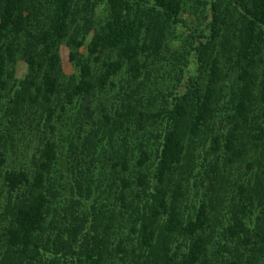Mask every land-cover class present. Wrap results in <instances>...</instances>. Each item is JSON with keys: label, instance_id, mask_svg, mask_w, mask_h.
Listing matches in <instances>:
<instances>
[{"label": "trees", "instance_id": "16d2710c", "mask_svg": "<svg viewBox=\"0 0 264 264\" xmlns=\"http://www.w3.org/2000/svg\"><path fill=\"white\" fill-rule=\"evenodd\" d=\"M27 1L0 0V120L4 121H0V264H264V0H229L242 17L237 37L226 44L240 88L233 112L221 132L212 138L218 158L211 169L223 177L229 174V184L238 194L234 209L227 210L231 219L220 229L218 239H214L216 228L212 224L217 217L207 210L208 205L214 208L212 194H208V201L201 200L184 214L181 184L175 179L184 167L179 123L188 117L189 136L198 137L210 117L208 96L199 94L195 82L189 95L166 98L161 91H146L150 88L146 81L151 79L146 61L151 54L158 53L161 44L158 33L145 41L139 30L145 18L150 21L153 16L187 29L178 18L175 0H152L144 20L137 19L139 23L132 19L131 12L145 8L140 0H105L107 19L94 31L86 61L77 60L75 52L82 39L77 40L69 31L73 0L31 1L33 13L44 17L42 22L35 23L33 17L26 18L21 13ZM217 4L218 0L209 1L211 20L206 29L211 37L220 24ZM63 42L71 49L69 58L78 68V79L61 97L55 52ZM205 50L203 45L198 50L201 62ZM106 52L113 60L98 72L94 65ZM16 55L28 70L25 79L17 83L9 71ZM124 67L131 71L130 89L141 95L137 104L122 95L126 108L123 101L121 109H114L119 127L114 122L104 134L103 126L96 121L98 110L86 106L87 126H79L77 145L68 142L72 160L64 161L58 146L41 130L46 141L38 156L32 155L31 163L25 165L7 164L6 152L22 150L26 144L14 136L13 130L21 110L29 111L30 118L35 113L33 108L48 104L43 114L49 121L56 113L55 100H92L109 78ZM14 83L17 88L12 93ZM161 98L163 104L150 111L148 103ZM2 99L6 100L5 105L1 104ZM246 101L254 114H244ZM18 112L17 117L12 115ZM130 116L153 125L145 135L151 136L155 147V187L149 190L132 171L114 181L115 193H110L113 201L108 204L107 192L94 185L93 170H99L95 159L105 149L104 139H111ZM150 148L148 142L143 143L140 156L134 161L133 157L123 161L121 167L127 171L131 161L133 169L141 170L152 159ZM24 154L21 152V157ZM234 198L232 195L231 203L228 201L230 206ZM110 211L115 213V220ZM251 215L257 224L250 236L245 219H251ZM233 239L237 244L231 247Z\"/></svg>", "mask_w": 264, "mask_h": 264}, {"label": "rangeland", "instance_id": "374dc122", "mask_svg": "<svg viewBox=\"0 0 264 264\" xmlns=\"http://www.w3.org/2000/svg\"><path fill=\"white\" fill-rule=\"evenodd\" d=\"M31 1L33 0H28L23 4L21 13L26 18L33 17L32 23L39 22L44 19L43 14L38 13L37 15L33 13L34 10L32 9ZM140 1L145 5V8L138 11L132 10L131 12L132 19L136 23L139 17L144 20V15L147 16V12L150 11L153 3L152 0ZM209 1L175 0L176 5L178 4L179 6L178 18L184 21L188 28L185 29L180 24H173L160 16H157V18L156 16H148L149 18L151 17V20L147 21L145 18V22L142 23L143 27L139 30V36L145 41L151 40L152 37L156 36V33L160 36V41L158 42L161 44V48H159L157 54H151L150 59L146 61L147 69L150 71L149 75L151 77V79L146 81V84L150 86V88H146V91H149V89H153L155 92L161 91L165 94L166 98L176 94L186 93L189 95L190 89H192L191 84L195 82L199 94L208 96V114H210V117L198 137L192 139L189 136L187 128L188 117H183L179 123L178 133L180 134L181 143L184 146V157L181 163L184 167L182 170L183 173H177L176 178L175 176L174 178L181 184L180 192L183 194L182 200L185 205L184 214L189 213L186 210L192 208L195 204L198 205L201 200L208 201L210 198L208 194H212L213 197L211 199L214 208H210L208 205L207 210L212 215H215L214 217H217L212 224L216 228L214 239H218L220 229L231 219V215L229 212L227 213V210L234 209L238 191L229 184V180L227 179L229 174L225 178L219 174L217 175L211 169L214 160L218 158L215 157L216 146H214L212 138H215L225 126V120L233 112L232 110L239 97L237 88L240 87L236 85V68H233L235 65H233V62L229 58L226 44L231 43L234 37H237L242 17L236 10L237 7L233 6L229 0H218L216 12L219 16L220 24L218 25L217 33L211 37L209 31L206 29V25L211 20ZM107 14L105 0H73L68 17L70 22L69 31L72 35L76 36L77 40L82 39L80 46L75 50L77 60H87V46L90 39L94 31L100 29L104 24L107 19ZM33 19L35 20L33 21ZM145 28H151L153 31L147 32ZM199 33L203 38H200L201 36L198 37ZM202 45L206 47V53L201 62L197 54ZM70 52L71 49L67 46L66 42L60 43L55 52L58 55V81L63 90L61 97L64 96V90L78 79V68L74 62L70 61ZM99 59L100 61L94 65V69L98 67V72L103 69L105 63L112 61L113 57L106 52L101 54ZM125 68L121 69V72L118 71L116 76H111L105 88L97 91L92 100L89 98L90 100L84 102L80 97H75L68 103L67 100L63 101L65 99L64 97L61 101L54 99L56 113L51 116L49 121L44 118L43 114L47 110L48 104H41L40 107L33 108L32 112L35 113H32L30 118L27 116L29 111L25 110L24 112V110H21L19 118L17 119L18 122L16 123L18 125L13 130L14 136L21 139V141L23 140V143L26 144L22 150L19 148L13 152H6L5 158L7 164L10 167H16L20 162L24 165L27 162L31 163L32 155L35 154L38 156L39 149H41L42 144L46 141L40 135L41 130H45L46 138L58 146L57 151L60 152L59 156L64 161L67 159L72 160V154L68 150V142L72 141L75 145L78 144L79 140L76 136L79 126L86 127V123H88L84 122L86 117L84 107L86 106L98 110L96 113V116H98L96 121H98V124L101 123V127L103 126L104 134L108 133V128L111 127L112 123L117 121L115 111L121 109L123 101L125 102V100H121L122 95L125 94L124 96L128 97L133 104L140 103L138 100L141 93L130 89L129 74L131 71ZM9 71L17 83L25 79L28 70L27 65L16 55V62L9 67ZM254 72L257 73V71ZM155 87L158 89L154 90ZM15 88L17 87H15L14 83L12 93ZM156 101L161 104H156ZM156 101L148 103V109L150 111H154L163 104V98ZM5 102V99L1 100V104L5 105ZM245 103L244 114H254L252 106L247 101ZM123 106L126 108V102ZM116 107L118 108L114 110ZM49 108H53L51 103L49 104ZM18 114L19 112L12 115L17 117ZM2 122L4 123V121ZM106 122L109 123L107 127L104 126ZM26 124H30L29 127H26ZM48 124L53 126L54 129H50ZM42 125H45V128H42ZM162 125L164 126L163 123ZM115 126L119 127L117 122ZM152 126L151 121L140 122V118L136 119L130 116L126 124H123L120 129L118 128L113 132L111 139L109 137L104 139L105 149L95 159L97 160L96 163L99 170H93V175L95 180L94 185L101 186L99 188L102 189V192L104 189L107 192V196L110 197V193H115L114 181L117 182L121 176L128 175L132 171L131 174L137 178L140 177L149 190L154 189L155 159L152 155L155 147L152 145L153 142L151 143L150 141L151 136L148 138V135H145V132L150 130ZM147 142L151 146L150 157L152 159L141 170L133 169L132 164L134 162L129 161V169L125 171L120 164L125 160H129L131 157H133V161L137 159L140 156V146L143 143L147 144ZM20 145L19 143L18 147ZM21 152L25 153L23 157L20 155ZM213 187L214 190H212ZM146 194L148 193L145 192ZM232 195L235 198L233 200L234 203L232 202L233 204L230 206L228 201L231 203L230 198ZM108 200L109 202L106 201L108 204L113 201L111 197ZM238 203L240 204L239 201ZM112 209L111 207V211H113ZM110 216L115 220V213L111 212ZM250 217L251 219H245V223L251 236L256 230L257 223L253 215ZM111 223H113L112 220ZM114 224H116V221H114ZM233 244H237L234 239L230 242L229 246L232 247ZM209 255L210 253L207 256Z\"/></svg>", "mask_w": 264, "mask_h": 264}]
</instances>
